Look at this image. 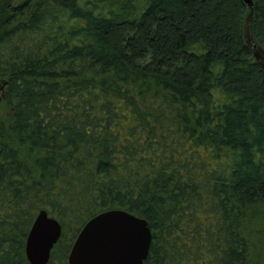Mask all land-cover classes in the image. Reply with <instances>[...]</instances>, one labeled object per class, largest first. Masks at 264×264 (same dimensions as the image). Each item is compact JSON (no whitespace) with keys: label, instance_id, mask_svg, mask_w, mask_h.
Masks as SVG:
<instances>
[{"label":"trees","instance_id":"16d2710c","mask_svg":"<svg viewBox=\"0 0 264 264\" xmlns=\"http://www.w3.org/2000/svg\"><path fill=\"white\" fill-rule=\"evenodd\" d=\"M0 0V264L41 211L69 264L109 210L143 264H245L264 213V0Z\"/></svg>","mask_w":264,"mask_h":264},{"label":"water","instance_id":"95a60500","mask_svg":"<svg viewBox=\"0 0 264 264\" xmlns=\"http://www.w3.org/2000/svg\"><path fill=\"white\" fill-rule=\"evenodd\" d=\"M252 9V0H242ZM60 223L41 211L27 238L30 264H48L61 238ZM152 243L148 222L124 210H109L92 218L81 230L68 257L69 264H143Z\"/></svg>","mask_w":264,"mask_h":264},{"label":"rangeland","instance_id":"374dc122","mask_svg":"<svg viewBox=\"0 0 264 264\" xmlns=\"http://www.w3.org/2000/svg\"><path fill=\"white\" fill-rule=\"evenodd\" d=\"M250 244L249 259L245 264H264V213L256 210L247 229Z\"/></svg>","mask_w":264,"mask_h":264}]
</instances>
